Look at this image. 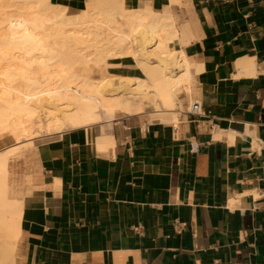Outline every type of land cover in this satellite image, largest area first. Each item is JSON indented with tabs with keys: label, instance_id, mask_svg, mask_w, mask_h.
<instances>
[{
	"label": "crops",
	"instance_id": "obj_1",
	"mask_svg": "<svg viewBox=\"0 0 264 264\" xmlns=\"http://www.w3.org/2000/svg\"><path fill=\"white\" fill-rule=\"evenodd\" d=\"M124 1L159 10L168 0ZM181 3L193 36L178 46L204 115L184 100L169 122L112 128L127 117L116 115L103 147L99 128L79 127L17 150L13 264H264V0ZM16 143L3 136L0 151Z\"/></svg>",
	"mask_w": 264,
	"mask_h": 264
},
{
	"label": "bare ground",
	"instance_id": "obj_2",
	"mask_svg": "<svg viewBox=\"0 0 264 264\" xmlns=\"http://www.w3.org/2000/svg\"><path fill=\"white\" fill-rule=\"evenodd\" d=\"M85 1L71 14L52 0H0V138L17 142L0 151V264L14 263L20 233L22 199L7 180L20 146L33 145L35 134L97 127L103 147L117 113L169 122L179 93L189 92L191 65L178 46L189 30L173 13L181 0L159 10ZM117 58L132 60L142 75H104Z\"/></svg>",
	"mask_w": 264,
	"mask_h": 264
},
{
	"label": "rangeland",
	"instance_id": "obj_3",
	"mask_svg": "<svg viewBox=\"0 0 264 264\" xmlns=\"http://www.w3.org/2000/svg\"><path fill=\"white\" fill-rule=\"evenodd\" d=\"M53 1V0H52ZM53 2H57V3H60V4H63V5H66L67 6V12L68 13H78V12H81V10L84 8V6L86 5V1L85 0H82L81 1V4L78 6V7H75V8H68V5H67V2L66 1H63V0H56V1H53ZM182 6V3L178 4L177 7H174V11L173 13L176 15L177 17V22L178 24H183L184 22L187 23V26H188V29L190 30V32L192 33V29H193V26L192 24L190 23L189 20L185 19L182 17V15H180V13H178V9H180V7ZM192 36H193V33H192ZM191 36V38H192ZM187 49V48H186ZM110 62H113V65H109L107 67V71H104L103 74L106 76H118V75H128V74H136V75H142V72L134 65V62L130 59H120V58H117V59H112L110 60ZM115 63V64H114ZM99 75V74H98ZM180 99V100H179ZM193 99V97L191 98L190 94H186L184 91L181 90V92L179 93L178 95V102H179V107H177V110L178 111H181L183 109H185V106L183 104V101L186 100L187 102H190L191 100ZM116 115H121L120 113H117ZM122 119H129V120H139L140 122L142 123H147L146 121H149V122H155L151 119H153L152 117H150L149 114H142V115H133V116H127V117H124L122 116L121 118L118 117L117 119L114 120V124L112 126L115 127V124H117L119 121H121ZM174 120V119H173ZM35 138L34 139H39V138H42L44 137L46 134H35ZM7 138V140L9 141H13L14 139L10 136V135H7L5 136ZM33 139V141H34ZM16 141V140H15ZM25 149V146L23 147H19L17 150V154L16 155H21L23 150ZM15 152V153H16ZM15 153L11 156H15ZM19 182H21V185L24 186L25 183L27 182L26 180V176L23 175L21 176ZM13 195V194H11Z\"/></svg>",
	"mask_w": 264,
	"mask_h": 264
},
{
	"label": "built area",
	"instance_id": "obj_4",
	"mask_svg": "<svg viewBox=\"0 0 264 264\" xmlns=\"http://www.w3.org/2000/svg\"><path fill=\"white\" fill-rule=\"evenodd\" d=\"M187 111L191 114V115H204V111L202 109L201 103L199 102V100H192L188 106ZM199 148L197 143H193L191 145V150H193L194 152L197 151Z\"/></svg>",
	"mask_w": 264,
	"mask_h": 264
}]
</instances>
